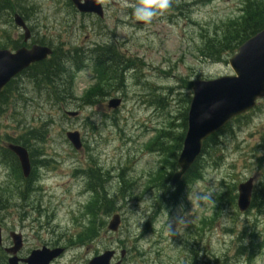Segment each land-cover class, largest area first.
<instances>
[{"label":"rangeland","instance_id":"rangeland-1","mask_svg":"<svg viewBox=\"0 0 264 264\" xmlns=\"http://www.w3.org/2000/svg\"><path fill=\"white\" fill-rule=\"evenodd\" d=\"M16 1L35 37L61 49L111 45L130 65L120 90L111 77V85L103 87L109 96L98 102H83L85 91L98 81L88 66L75 73L73 89L61 101L56 100L61 94H27L14 110L0 115L1 138H16L25 127L43 123L47 128L42 142H29L35 178L28 187L12 184L13 174L0 165V188L26 191L25 199L13 197L0 206L3 240L9 241L10 231L21 233L23 257L42 247L63 248L53 264H86L110 249H117V258L123 252L121 264H264V203L244 212L236 206V188L250 176L257 177L255 194L264 189V100L235 121L218 146L203 153L199 179L183 183L176 203L165 207L159 196L160 184L174 171L175 142L182 134L192 82L232 73L229 51L220 52L219 60L209 59L205 47L237 20L244 0H171L168 12L149 25L133 16L136 0H103L100 22L95 16L82 18L68 0ZM15 32L11 16L6 21L0 11V45ZM30 85L24 91H31ZM113 98L122 100L115 112L106 108ZM65 110L78 116L67 117ZM67 131L79 132L81 151L66 140ZM161 133L170 135L163 138L168 149L159 153L154 144ZM88 167L101 170L104 194L116 198L108 215L105 207L96 209L99 192L91 193L80 173ZM211 187L220 189L214 203L192 198L193 191ZM181 205L188 223L169 236L165 221L177 227ZM114 214L121 221L112 234L106 225ZM85 227L88 235L95 229L97 234L81 243Z\"/></svg>","mask_w":264,"mask_h":264},{"label":"water","instance_id":"water-1","mask_svg":"<svg viewBox=\"0 0 264 264\" xmlns=\"http://www.w3.org/2000/svg\"><path fill=\"white\" fill-rule=\"evenodd\" d=\"M80 12L102 15L97 0H71ZM15 22L23 26L22 21L15 17ZM50 54L45 47H32L30 50L20 49L15 53L0 50V90L15 75L30 64L42 61ZM232 75L210 80H197L193 83L192 98L187 116V129L181 152L177 159L179 170L171 178L170 184H178L201 153L203 141L222 129L235 117L253 109L258 100L264 99V29L240 45L236 53L228 60ZM118 100L110 102L109 107L116 108ZM74 116L75 113L69 114ZM68 140L76 150L81 148L78 133H67ZM10 150L19 162L23 177L30 175L31 167L27 151L16 145L8 144ZM239 211L248 209L251 180L240 184L237 188ZM120 224V217L114 215L108 223V230L116 232ZM13 247L6 250L12 257L9 264H50L61 255L62 249L50 250L46 247L33 250L30 255L19 260L15 256L22 247L21 235L10 233ZM1 243V228H0ZM113 251H105L92 258L87 264H110ZM123 257V252L121 253ZM116 264H120L117 262Z\"/></svg>","mask_w":264,"mask_h":264},{"label":"trees","instance_id":"trees-1","mask_svg":"<svg viewBox=\"0 0 264 264\" xmlns=\"http://www.w3.org/2000/svg\"><path fill=\"white\" fill-rule=\"evenodd\" d=\"M241 14L237 18V20L229 22L227 25V29L222 34V36L219 39L216 40H208L209 44L207 47H205V51H207L208 54H205L204 56L209 59H215L218 58L219 60V53L222 51H229L230 55H233L234 52L237 50V48L244 43L246 40L251 38L253 35L258 33L259 31L264 29V0H244L242 8L240 10ZM12 45H14V42H12ZM3 46V48H6L5 44L0 45V47ZM102 50V49H99ZM110 50H102L98 52V55L103 57L99 58L98 63L105 65L106 68H111L114 71L120 75L118 72L119 64L114 62L112 58H109L112 62L108 60V57L110 56ZM112 53V52H111ZM51 62H45L41 64L33 65L29 68V71L25 73L24 78L26 80L32 81L35 84V86L38 88L37 90L44 89L45 93L48 97H58L59 94H61L60 97H58L56 100L61 101L63 98L68 97L66 94L61 93L62 90H64L65 82L63 77L67 76L68 70L66 69V65L64 61H55L51 66L49 65ZM22 76H19L13 80H11L0 92V115L5 113L7 110H14V106L17 101H25V95L23 93H20V84L22 83L23 79ZM107 77H105L106 79ZM104 79V80H105ZM15 90V91H14ZM20 90V91H19ZM51 92V93H48ZM64 92H66L64 90ZM45 93H41L39 95H43ZM163 100V99H160ZM186 111V110H185ZM249 114V113H248ZM248 114H245L239 118L245 117ZM237 118V120L239 119ZM235 120V121H237ZM185 121V120H184ZM234 121V122H235ZM233 122V123H234ZM231 124H228L224 129L219 131L218 133L212 135L209 137L203 144V153L206 154V151L208 149H211L213 146L218 144L219 135L222 133H228L231 129ZM185 126V122L183 124ZM46 134V128L45 124L41 125L39 128H28L25 127L24 132L22 134H19L18 137H9V136H3L0 137V142L5 140L7 142L21 145L28 149L29 142H42L44 139V136ZM169 133H161L157 136L156 142L154 146H158V152L162 153L164 150L166 151L168 149L166 141H164L163 138H169ZM183 134L180 135L175 142V151L173 159L175 160L177 152L181 148ZM170 145V142L168 143V146ZM31 148V147H30ZM31 158V165H32V173L28 179H24L21 176V172L19 169L18 162L13 154L8 152L4 147L0 146V163L5 165L11 175L14 179L12 184L16 183L18 185L23 184H30L34 178H35V158L34 155L29 153ZM199 161H196V163L188 170L186 175L183 178L184 182H193L200 177V170L199 168ZM175 161H173L172 169H175ZM202 167V166H201ZM168 178L164 179V183L160 184V187H164L167 184ZM166 183V184H165ZM0 192L5 194H0V206L8 203L11 198H19V199H25L26 191L23 190H17V188H10L8 190L7 188H0ZM163 197V196H161ZM163 199V198H162ZM116 198H111L110 196H104L99 193V196L97 197L96 202V209H100L101 207H105L104 212L106 215L109 214L110 210L113 211V206L115 204ZM6 207V206H5ZM3 207V208H5ZM88 230L87 228L82 232V234L78 237L79 242L83 243L86 240H89L93 238V234L91 238H89V235L87 234Z\"/></svg>","mask_w":264,"mask_h":264},{"label":"clouds","instance_id":"clouds-1","mask_svg":"<svg viewBox=\"0 0 264 264\" xmlns=\"http://www.w3.org/2000/svg\"><path fill=\"white\" fill-rule=\"evenodd\" d=\"M171 7V0H136V3L132 6V14L135 19L142 22L145 25L152 23L153 19L158 16H163ZM209 192H200L198 190L191 193L192 198L200 203L210 202L214 203L213 194L220 191L218 187H211ZM174 190V189H173ZM182 205L178 206L176 215L177 227L173 228L171 220L167 219L165 221V228L169 236L176 235L177 228H184L188 221L186 217L182 214Z\"/></svg>","mask_w":264,"mask_h":264},{"label":"flooded vegetation","instance_id":"flooded-vegetation-1","mask_svg":"<svg viewBox=\"0 0 264 264\" xmlns=\"http://www.w3.org/2000/svg\"><path fill=\"white\" fill-rule=\"evenodd\" d=\"M69 1V0H68ZM114 1V0H113ZM99 2L103 5V9H104V7H105V4H104V2H103V0H99ZM71 9L74 11V12H76V9L73 7V5H72V7H71ZM84 17L85 18H87V17H92L93 18V15H84ZM94 19H96V22H100L97 18H94ZM28 25V24H27ZM29 33H30V37H29V42L28 43H25V45L26 46H29V45H33V43H34V36H35V32H33V30H31L30 29V26H29ZM16 30L18 31V32H15L13 35H12V38H14V40H15V42L16 43H18V42H20L21 40H22V34H21V30L19 29V28H17L16 27ZM35 38H37V37H35ZM24 44V43H23ZM93 45V44H92ZM98 44H94L93 46H97ZM54 46H56V45H54ZM58 52V50L57 49H53V52ZM249 178H251L252 179V195H251V201H250V206L251 207H254V206H256V204L258 203V202H260V203H264V199H262V191L264 190V189H261V187L259 188V190H258V192L255 194L254 193V191H256V188H255V184H256V176L255 175H253V176H250ZM259 196H261V198H259ZM1 223V222H0ZM11 246V241H10V239H9V241H4L3 240V238H2V244L0 245V264H8L7 263V260H8V255L6 254V252L4 251V249L5 248H9ZM115 250H117V249H115ZM27 256V255H26ZM18 257L19 258H24L23 256H19V254H18Z\"/></svg>","mask_w":264,"mask_h":264}]
</instances>
